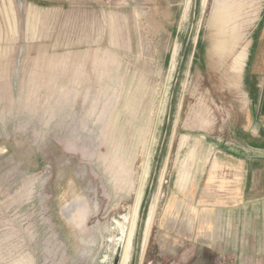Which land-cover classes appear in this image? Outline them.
Returning a JSON list of instances; mask_svg holds the SVG:
<instances>
[{"label": "rangeland", "instance_id": "1", "mask_svg": "<svg viewBox=\"0 0 264 264\" xmlns=\"http://www.w3.org/2000/svg\"><path fill=\"white\" fill-rule=\"evenodd\" d=\"M263 23L264 0H0V264H239L216 216Z\"/></svg>", "mask_w": 264, "mask_h": 264}, {"label": "crops", "instance_id": "2", "mask_svg": "<svg viewBox=\"0 0 264 264\" xmlns=\"http://www.w3.org/2000/svg\"><path fill=\"white\" fill-rule=\"evenodd\" d=\"M11 13L15 15V10L11 12L10 9V15ZM16 23L15 20L10 21L9 29L15 30ZM250 71L255 82L260 79L264 84V23L254 42ZM1 79L4 77L0 70ZM254 86L257 87L258 84ZM251 95L252 101L247 105L248 128L243 130L248 132V138L246 141L242 140L251 149L237 139L239 137L236 132L240 134L241 128L234 126L230 143L240 151H218L226 153L230 160L228 165L238 180L232 205L225 210H218L216 217L218 221L232 224L230 247L234 255L239 257V264H264V88L259 94L253 91ZM226 142L228 141L223 143ZM205 216L210 217L208 210L201 218ZM228 234L229 231L224 232L225 236Z\"/></svg>", "mask_w": 264, "mask_h": 264}]
</instances>
